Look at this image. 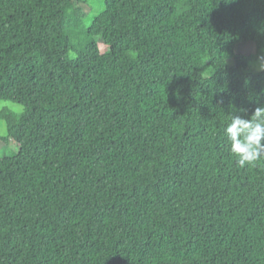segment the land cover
Instances as JSON below:
<instances>
[{"label":"trees","instance_id":"trees-1","mask_svg":"<svg viewBox=\"0 0 264 264\" xmlns=\"http://www.w3.org/2000/svg\"><path fill=\"white\" fill-rule=\"evenodd\" d=\"M91 12L0 0V264H264V157L225 134L264 105V0Z\"/></svg>","mask_w":264,"mask_h":264},{"label":"clouds","instance_id":"clouds-1","mask_svg":"<svg viewBox=\"0 0 264 264\" xmlns=\"http://www.w3.org/2000/svg\"><path fill=\"white\" fill-rule=\"evenodd\" d=\"M258 65L264 71V55L258 57ZM225 134L239 167L259 161L264 157V105L257 106L250 118L233 114Z\"/></svg>","mask_w":264,"mask_h":264},{"label":"rangeland","instance_id":"rangeland-1","mask_svg":"<svg viewBox=\"0 0 264 264\" xmlns=\"http://www.w3.org/2000/svg\"><path fill=\"white\" fill-rule=\"evenodd\" d=\"M89 3L91 4V14L88 17V20L91 21L93 17L98 15L100 12H102L105 8V0H88ZM75 41V39H74ZM255 51V48L253 46L247 47V52L251 53ZM76 52L72 51L71 52V57H75ZM253 69L255 70H260L258 62H252ZM8 108L11 109L15 112L22 113L24 111V106L14 103L10 100H0V111ZM8 128H7V122L4 119H0V134H7Z\"/></svg>","mask_w":264,"mask_h":264}]
</instances>
